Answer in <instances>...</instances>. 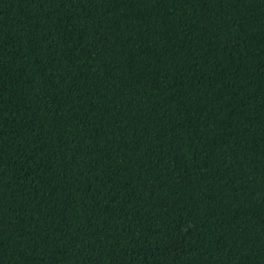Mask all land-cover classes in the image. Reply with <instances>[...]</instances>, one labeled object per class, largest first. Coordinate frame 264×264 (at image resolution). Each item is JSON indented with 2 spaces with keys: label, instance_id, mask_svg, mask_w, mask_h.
Here are the masks:
<instances>
[{
  "label": "trees",
  "instance_id": "1",
  "mask_svg": "<svg viewBox=\"0 0 264 264\" xmlns=\"http://www.w3.org/2000/svg\"><path fill=\"white\" fill-rule=\"evenodd\" d=\"M0 264H264V0H0Z\"/></svg>",
  "mask_w": 264,
  "mask_h": 264
}]
</instances>
